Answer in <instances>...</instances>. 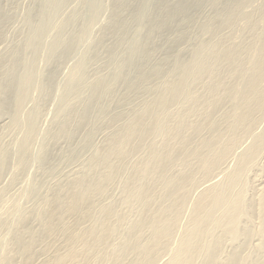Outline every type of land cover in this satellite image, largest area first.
<instances>
[{"label":"bare ground","instance_id":"1","mask_svg":"<svg viewBox=\"0 0 264 264\" xmlns=\"http://www.w3.org/2000/svg\"><path fill=\"white\" fill-rule=\"evenodd\" d=\"M3 1L10 0H0L1 41L2 29L11 18L5 13L4 9L6 8L2 7ZM34 1V7L25 10V16L24 14L22 16L25 29L23 39L17 45L13 43L15 46L12 49L10 47L9 51L6 50L7 54L0 60V120L7 118L9 123L6 128L19 133H16L18 138L14 140L13 137L12 144L10 141V144L8 143L6 146L3 145L4 143L1 144L4 147L0 148V179L2 181V176L8 172V175L10 174V181L7 178L8 183L12 185L14 177H17L18 174L23 175L29 169L35 170L34 172L37 173L36 178L32 179L33 173L31 172V180L28 177L23 178V183L27 182L26 188L23 190L22 186L20 187L23 191L20 195H15L16 199L12 195L10 199L14 200H10L9 206L3 203L7 206L5 208L0 204V264H32L35 254L38 253L35 252L36 246L40 245L41 247L42 245V251L45 253L49 245L48 241L52 240L51 242H53L58 236L64 238V242L62 241L63 244H61L64 251L60 252L62 254L51 255L55 264H60L58 262L69 258L66 255L72 251L77 255V249H73V246L77 245L76 241L83 240L81 242L85 248L88 239H95L93 237L96 236V232L98 236L100 233L99 243L103 239L101 245L104 248L105 246L109 247L105 245L106 239L111 238L110 235L114 234L112 232L116 231L117 225L124 224V214L121 215L123 217L120 216L121 213L116 214L115 206L117 205L110 202L107 189L109 186H114L121 175L128 173L125 171L129 165L127 162L129 163L131 157L135 155L137 158L138 155H142L139 156L142 159L121 187L124 201L128 197V193L140 196L136 201L139 217L131 227H128V231L125 228L129 235L126 238L129 239L127 244L134 243L131 244L133 246L130 252L127 249L131 245L129 248H125V256L132 254L130 264H140L142 261L146 262L145 264H152L154 262L151 261L158 257L159 252L165 254L166 242L174 238L180 227L179 215H183L182 211L186 207L189 186L192 187V184L195 183L193 182L195 172L188 171V169L197 164L195 161L192 164L191 160L197 159L198 164L204 165L206 163L204 160L207 161L218 144L219 136L217 135L219 134H217L214 115H211L210 120L207 118L208 114L206 113L210 107L205 105L208 102L204 95L210 94L209 101L211 98L216 99L217 93L220 91L218 89L226 86L229 89L228 94H225L224 91L223 94L221 91L222 96L219 94L218 98L223 96L224 98H221L222 101H220L221 99L218 101V98L215 101H218L216 102L220 105L218 107H221V104L232 106L238 93V85L239 87L241 84L244 86L242 89L244 94L242 93L240 100L242 103L241 106L239 105L242 113L236 110L240 114L236 113L238 117L235 118L233 112L235 109L233 110V106H230L232 113L228 114L229 117L227 113L225 114L229 121L227 123L234 124L232 131H234L233 133L237 131L238 136L241 135L239 133L245 132L251 126L248 121L252 119L250 122L254 123L252 117L261 112L262 108L264 110V42H261L259 54L257 53L260 59L255 57L258 61L255 66L252 65L254 70L251 68V71L246 68L251 65L249 62L253 56L250 55L253 54L256 42L261 41L260 38L252 39L253 42L249 47L247 46V50L243 49L244 47L242 50L239 46H228L224 51L219 50L221 45L218 46V42L213 44L216 45V50L210 41L207 43L204 40L207 39L205 37H210L215 41L217 38V41L220 42L222 37H219V31L223 28L229 31L238 28L236 25L240 24V20L246 24L242 26L243 29H239L241 31L248 29L250 33L259 26V23L262 24L260 21H264L261 20L264 18V1L261 2L262 5L260 3L261 7L253 12L259 18L257 23H255L257 20H253L249 14V16L246 15L247 13L244 14L247 7L251 8L252 4L255 5V0ZM72 1L73 4H76L75 6L72 4L75 9L65 16L64 10L68 9L67 5ZM104 18L106 22H102L105 24L101 28L98 27L100 30L96 36H93V28L98 26ZM10 21L9 23H11ZM245 32L247 35L248 32ZM263 35L261 36L264 37ZM244 51L248 55L243 59L241 54ZM67 61H70L71 67ZM66 62L70 67L68 73L64 72V67H62ZM60 69L66 74L64 77L62 75V79H60ZM244 71H251V73L246 75ZM242 72L245 76L241 75ZM209 77L215 79L212 81L213 83L202 86L203 93L190 99L188 97L189 89L196 86L194 84L201 85L202 79ZM191 96L193 95L191 94ZM192 99L193 101L186 110L187 115L184 116L180 113L181 110L180 112L177 110L176 115L172 117L171 109H178L177 106L183 102L189 103L188 100ZM212 101L215 102L213 99ZM48 102L54 105L51 104L50 107H55L54 115L52 120L49 117L51 121L48 128L42 125L45 126V129L42 127V131L41 129L39 131L37 122L40 119L43 106ZM213 103V108L214 106L217 108V105H213ZM28 104L32 105L31 108L28 106L29 110L26 109ZM179 109L183 110V107H179ZM195 109L200 112L202 109L206 112L203 111L201 115ZM46 110L49 109L46 108ZM46 110L45 113H42L43 115L46 114ZM198 113L205 123L203 125V120H200L199 125H202L199 130L195 128L199 127L196 126L198 122L193 125L188 123L189 120H185L186 126L179 128L183 124L180 117L189 119ZM178 120L181 124H178ZM45 121L47 122V120ZM255 122L257 123V121ZM227 126L229 127V125ZM217 127L219 128V126ZM191 128L197 130L196 135H200L202 129L209 131V136H211L210 132L213 134L214 131L217 135L205 141L198 140L199 142H196L195 139V142L193 140L189 142L185 138V134ZM225 128H223V132L228 129ZM263 129L261 130L263 131ZM232 131L230 132L232 133ZM105 132L103 141L97 144L96 138ZM228 132L226 131L225 134ZM233 133L229 135L235 139L234 136L237 134L233 135ZM5 135L4 137H7ZM194 137L196 136L194 135ZM158 138L162 143L161 153L154 144ZM253 143L256 144V142ZM258 143H260L259 146ZM258 143L255 153L253 152L254 156L256 153L261 154V150L264 148V138L262 142ZM225 146L229 147L228 144ZM259 149L261 150L258 152ZM227 150H224L223 153L228 152ZM186 152L189 153L186 154ZM226 152L224 155H227ZM231 152L229 149L228 154ZM221 154L220 157H223L224 155L221 156ZM217 158L212 161L211 169L221 160L219 156ZM246 158L248 160L251 156L248 154ZM151 162L155 166L153 171L147 174V165L152 166ZM178 163H184V171L173 174L172 170ZM249 164L245 165L243 160V165L248 167ZM72 165L78 166L79 171L74 176L72 175L75 171L68 176L65 173L67 178L63 181L60 167ZM240 165L242 166L241 163ZM172 166L173 168L170 170ZM245 166L244 169L247 168ZM203 167L205 168V165ZM240 169L243 170V166ZM262 170L263 168L260 171ZM209 171H204L206 176L209 175ZM26 174L29 175L28 172ZM239 175L236 173L230 178L229 184H236ZM70 176L72 177L69 178ZM152 176L154 177L152 178ZM26 178L27 181H24ZM53 180L55 181L53 182ZM5 188L1 191H4ZM167 188L170 191L164 199V192L167 191ZM230 188L231 186H229ZM0 193L2 194V192ZM206 193V197L201 195L196 199L197 203L191 213L192 219L189 221L191 225L187 232L186 229L184 230L185 234L182 235L181 232L182 236L173 250V252L176 250L173 260L168 264H264V255L260 254L262 245L254 250V254L251 252L245 253V256L242 254V251H248L249 242L253 237L258 238L260 235L257 236V234L264 233V191L262 194L260 193L257 200L254 199V202L248 204V207L251 208L250 210L247 207L251 214H248L249 216L246 211L242 214L241 202H232V199H229L231 189L227 191L223 187L219 192H216L217 196L211 190ZM1 196L0 198H3ZM132 197L134 198V196ZM19 198H25L22 201L25 200V203L27 200L28 206L23 207L21 200H19L21 202L19 204L17 200ZM105 198L109 200L107 205L103 204ZM133 198L131 199L133 200ZM135 198L134 200H136ZM202 198L204 199L202 200ZM102 199H105L103 203ZM121 200L123 201L122 198ZM159 200L161 203L157 204ZM126 201L124 203L128 205L129 200ZM124 203L120 204L125 206ZM174 203H176L174 208L170 209L171 211L167 210ZM126 208L129 209L128 212L130 209L132 210L130 206H126ZM222 210L224 211L222 212ZM173 214L178 216H172ZM114 219L116 224L109 225L108 222L113 221L114 223ZM242 219L244 222H242L241 232L239 221ZM254 219L259 221L260 228L258 229L257 226L256 232L254 230L250 232L247 225ZM99 221L101 224L99 223L100 226L96 227ZM81 222H87L89 227L87 229L80 227V229ZM221 224L224 225L223 228L226 226L227 228L219 231L218 228L222 229ZM115 226L117 227L115 228ZM94 227L97 228L96 231L93 229ZM135 229L137 232L130 235L131 230L135 231ZM238 229L240 235H237ZM145 230L149 232L146 239L141 237ZM127 234L125 235L127 236ZM228 234L235 237L232 238L233 240L229 238L232 242H237L239 239L241 241L234 249L232 248L233 251L230 255L228 254L224 260H221L222 248L225 245V238L228 239ZM194 241L199 250L203 249V253L193 254V250L196 248H193L190 243ZM124 242H126L125 238L122 244ZM75 243L76 245H74ZM96 243L98 242L96 241ZM88 245L87 249H89ZM144 245H147L146 249H144ZM79 246L78 244L77 247ZM82 247L78 248L79 252ZM84 248L82 255L85 252ZM143 249L146 252H143ZM117 250L119 251V248ZM53 253L55 254V252H51V254ZM49 254L48 252L47 255ZM98 254L100 255V252ZM105 254L107 253L105 252ZM85 255L83 258L87 257ZM125 256L122 258L124 259ZM48 260L51 258L46 259L47 262H49ZM71 261L70 264L73 262Z\"/></svg>","mask_w":264,"mask_h":264},{"label":"rangeland","instance_id":"2","mask_svg":"<svg viewBox=\"0 0 264 264\" xmlns=\"http://www.w3.org/2000/svg\"><path fill=\"white\" fill-rule=\"evenodd\" d=\"M12 1V2H11ZM105 1H107V0H105ZM262 1H264V0H255L254 1V6H253V4H252V7L251 8H249V7H247L246 9L247 10H244L245 12H244V14L245 13H247L246 15L247 16H251V17H253L252 19L253 20H257L255 23H257L258 22V20H259V18H258V16L257 15H255L253 12H255L256 10H257V8L259 7H261V5L263 4V3H261ZM258 2V3H257ZM4 3V4H3ZM3 3H2V7H3V9L4 8H6V9H4V11H5V13L6 14H8V16L9 17H11L10 19H9V21L11 22V23H9V21L7 22V26L5 25L4 27H3V29H2V41H1V39H0V60L7 54V52H6V50L7 51H9V50H11L12 48H13V46H15V45H17L22 39H23V35H24V22H23V20H24V17L22 18V16H23V14H24V16H25V10L27 11L29 8H31V7H34V3H35V1L34 0H17V1H15V0H10V1H8V2H4L3 1ZM22 3V4H21ZM74 3H75V1H74ZM260 3H261V5H260ZM73 1H72V3H70V4H68L67 5V7L66 8H68V9H66V10H64L65 11V16H67L68 14H70L74 9H75V5L76 4H73ZM5 6V7H4ZM251 6V5H250ZM256 6V7H255ZM12 9H11V8ZM73 7V8H72ZM9 8V9H8ZM24 10V11H23ZM11 11V12H10ZM64 11H63V14H64ZM249 12V13H248ZM11 14H12V16H11ZM249 14V15H248ZM255 17V18H254ZM106 18V17H105ZM104 18V20L102 19L101 20V23H99L98 24V26H97V28H96V26L93 28V36L95 35L96 36V34L98 33V31L100 30L99 28H101L104 24H105V22H106V19ZM261 20H264V18L263 19H261ZM102 21H105V22H102ZM239 22V21H238ZM244 22V21H243ZM243 22L240 20V24H238L237 23V25L236 26H238V28L236 29H232L233 30V32H232V30H226V29H222L221 31H219V37L221 38V40H220V42L219 41H217L218 39L216 38V41H215V39H212V38H208V37H205V38H207V39H204L207 43H208V41H210V44H215V42H218L217 44H219L218 46H220L219 47V50L220 51H224V50H226L227 48H228V46L229 47H231V46H239V48H243V49H248V47L250 46V43L252 44V42H253V40L254 39H259V40H261V41H257L256 42V45H255V48H253V54L252 55H250V56H253L252 58H250V59H252V60H250V62H249V64L251 63V65H249L248 66V68H246L247 70H251V68L254 70V66H255V63H257V61L260 59V57L258 56V54H259V49H260V45H261V42L263 41L264 42V37H262L261 35H263V32H264V21H260L262 24L260 25V23H259V26L257 27V28H255V29H253L250 33L248 32V29L246 30V29H244V30H240V29H243L244 27H242L243 25L245 26V22H244V24H243ZM263 26V27H262ZM99 27V28H98ZM262 27V28H261ZM240 28V29H239ZM246 28V27H245ZM20 29V30H19ZM23 29V30H22ZM94 29H95V31H94ZM261 29V30H260ZM263 29V30H262ZM239 31V32H238ZM241 31V32H240ZM245 31H247L248 33H247V35L245 34L246 32ZM259 31V32H258ZM262 31V32H261ZM253 32V33H252ZM261 32V33H260ZM222 33V34H221ZM224 33V34H223ZM231 33V34H230ZM241 33H243V34H241ZM8 34V35H7ZM254 34V35H253ZM258 34H259V36H258ZM261 34V35H260ZM246 35V36H245ZM252 37H251V36ZM257 35V36H256ZM231 37V38H229V37ZM256 38H255V37ZM261 36V37H260ZM264 36V35H263ZM4 37V38H3ZM251 37V38H250ZM1 38V37H0ZM219 38V39H220ZM243 39L242 41H241V39ZM249 38V39H248ZM263 38V39H262ZM235 39V40H234ZM240 39V40H239ZM248 39V40H247ZM251 39V40H250ZM253 39V40H252ZM230 40V41H229ZM238 40H239V42H238ZM213 41V42H212ZM212 42V43H211ZM242 42V43H241ZM262 42V43H263ZM4 43V44H3ZM13 43H15V45L13 44ZM221 43V44H220ZM254 44H255V41H254ZM225 45V46H224ZM213 46H215V48H216V50H217V47H216V45H213ZM248 46V47H247ZM6 47V48H5ZM10 47H11V49H10ZM257 47V48H256ZM5 48V49H4ZM242 49V50H243ZM4 50V51H3ZM4 52V53H3ZM3 53V54H2ZM255 53V54H254ZM258 53V54H257ZM251 54V53H250ZM248 55V53L246 52V51H244L243 52V54H241V57L244 59V56H247ZM257 56V59L255 58ZM254 60H256V61H254ZM253 61V62H252ZM68 62V61H67ZM66 62V64L64 63V65H62V67H64L63 68V71L64 72H67L68 73V71H69V68L72 66L71 64H70V61L68 62L69 63V65H70V67H69V65H67L68 63ZM72 63V62H71ZM252 65H254L253 67H252ZM42 66H43V64H42ZM41 66V67H42ZM67 66H68V68H67ZM62 69V68H61ZM60 69V70H61ZM244 69V68H243ZM252 71V70H251ZM251 71H249L250 73H251ZM245 72V74L246 75H248V74H250L249 72H247V71H244ZM244 72H242L241 73V75L242 76H245V74H243ZM247 72V73H246ZM253 73V72H252ZM240 74V73H239ZM60 79H62L63 77H64V75H66V74H64L63 72H62V70L60 71ZM62 75H63V77H62ZM248 77V76H247ZM209 79V80H208ZM208 79H202L203 81H199L200 82V84L201 85H199L198 83L197 84H194V85H196V86H193V88H190L189 90H190V93H189V98L191 99V97H193V98H195L196 96H200L203 92V87L202 86H204V85H206V84H209V85H211L210 83H213L212 81H214L215 79H212L211 77H209ZM198 85V86H197ZM195 87V88H194ZM221 87H223V86H221ZM220 87V88H221ZM243 87L244 86H242V84L240 85V87H239V85H238V87H237V89H238V93H237V95H236V99H235V103H234V105H232L233 106V112L235 113V115H234V117L236 118V117H238V115L236 114V113H238V114H240V113H242V109H241V103H242V101H240L241 100V98H242V95L244 94V90H242L243 89ZM225 89V90H224ZM195 90H197V91H195ZM218 90H220V91H218V97L221 95L222 96V92L224 91L225 92V94L227 93V92H229V89H227V87L226 86H224V88H221V89H218ZM222 91V92H221ZM242 91V92H241ZM192 92V93H191ZM194 92V93H193ZM200 92V93H199ZM224 92H223V94H224ZM243 93V94H242ZM191 94L193 95V96H191ZM220 94V95H219ZM228 94V93H227ZM195 96V97H194ZM208 96H210V94L209 93H206L205 95H204V98H205V100H207V104H205V105H209L208 107H210L208 110H207V112L208 113H206V114H208V115H206V116H208L207 118H209V120H210V117H211V115H214L213 117H214V122L216 123V129L218 130L217 131V134H219V135H217V134H215L214 132H213V134H211V132H210V135L211 136H209V131H207V130H205V129H202V132H200L199 134L200 135H196V131L197 130H199L200 129V127H201V125H199V123L203 120V118H200L201 117V115L203 114V111L204 110H202L201 109V111L202 112H200V111H197L196 109V111L197 112H199L198 114H195L194 116H191L189 119H186L185 117H183V118H181L180 117V119H181V121L183 120V122H181V123H183V124H181L180 123V120H178V124H181V126L179 127L180 129L181 128H183L184 126H186V122H185V120L187 121V120H189L188 121V123H190V124H193V125H195L197 122H198V124H196V126H199V127H195L197 130L195 131V128H191V130L189 129V131L188 132H186V134H185V138L190 142H192V140H193V142H195V139H196V142H199V141H205L206 139H208V138H211V137H213V136H215V135H217V136H219L218 137V140H217V145L215 146L216 148L212 151V153L209 155V157H208V159H209V161H208V159H207V161L206 160H204L206 163H204V161H202L203 163H204V165H205V168L203 167L204 165L203 164H198L199 163V161L196 159H193V160H191V162H193L192 164H194L195 162V164H197V165H200L199 167L196 165L195 167H193V168H189L188 169V171H193V172H195L194 173V181L193 182H195V183H193L192 184V187H190L189 186V194L186 196V197H188V198H186L187 199V204H186V207H185V209L182 211L183 213V215L182 216H180L179 215V218H180V221L178 222V223H180V229L178 228V231H176V233H175V235H174V238L173 239H171L170 241H168V242H166V245L165 246H167V249H166V251H165V254L162 252H159V254H158V260H157V258L156 259H154L153 261H151V262H154V263H152V264H168L170 261H172L173 260V254H174V252L176 251H174L173 252V250H174V248L178 245L177 243L179 242V240H180V238H181V236L183 235V233L185 232L184 230L186 229V232H187V230L189 229V227H190V225H191V223L189 222L191 219H192V211H193V207H194V205L197 203L196 202V199L198 198V197H201V195L202 196H205L206 197V192H208L209 190H211L213 193H215V195L217 194L216 192H219L220 191V189H222L223 187H225V190H227V191H230V189H231V194H230V198L229 199H232V202L233 201H237V202H241L240 203V207H241V212H242V214H244V212L246 211L247 212V215L249 214V215H251L250 214V210H251V208L250 207H248V204L250 203H252V202H254L255 200H257L258 199V197L262 194V192L264 191V167H262V166H264V152H263V150H264V148H262V150L261 149H259L258 150V152L261 150V154L259 153H256V155L258 156H254V153H255V148H257V143L258 142H262V140H263V138H264V116H262V115H264V113H263V108H262V111L261 112H259L258 114H255L254 115V117H252L253 118V120H254V123H252V122H250L251 120H249L248 122V124H250L251 126H249V128H247V130H248V132H247V130H245V132H243V133H239V135L240 136H238V132L237 131H235V133H233L234 131H232V127H234V124L232 123L231 125L230 124H228L229 123V121L227 120V118L229 117V115L232 113V111H231V105L229 104V105H227V104H221V107H218V106H220V105H218V104H216V102H218L219 101V99H223L224 98V96L223 97H221V98H218V101H215L216 99H214V98H211L210 99V101L208 100ZM254 97V96H253ZM212 99L215 101L214 103H213V101H212ZM222 99L220 100V101H222ZM189 101V103L188 102H183L181 105H182V107H183V110L182 109H179V107L180 108H182L181 107V105L180 106H177L178 107V109H175V108H173V110H174V112H173V110L171 109V115H172V117H174V115H176V111L178 110V112H180V110H181V114L183 115L184 114V116H185V114L187 113L186 112V110H188V106L190 105V103L193 101V99L190 101V100H188ZM227 102V101H226ZM210 103V104H209ZM212 103H213V105H217V108H216V106H214V108H213V106H212ZM238 103V104H237ZM47 105H44V106H46V107H44L43 106V108H42V111H41V116L39 117L40 119H38V122H37V127L39 128V131H40V129H41V131H42V125H45L44 127L45 128H48V124H49V122L52 120V117H53V115H54V111L55 110H53L55 107H50V106H52L53 104L52 103H46ZM52 104V105H51ZM186 104V105H185ZM240 105V106H239ZM30 107L31 108V104H28V105H26V107ZM54 106V105H53ZM227 106V107H226ZM231 106V107H230ZM236 106H237V108H236ZM29 107L28 108H26L27 110H29ZM226 107V108H225ZM239 107V108H238ZM46 108H48L49 110H46ZM50 108H51V111H50ZM184 108H185V110H184ZM201 108V107H200ZM216 108V109H215ZM219 108H220V110H219ZM231 108V109H230ZM46 110V114H42V113H45V110ZM216 110V113L218 114H216V113H214L215 112V110ZM26 110V111H27ZM53 110V111H52ZM236 110L237 111H239V112H236ZM51 113H49V112ZM195 111V112H196ZM211 111H213V112H211ZM217 111H219V112H217ZM228 111V112H227ZM48 112V113H47ZM173 112V113H172ZM193 112V111H192ZM195 112H193V113H195ZM196 112V113H197ZM204 112H206V111H204ZM231 112V113H230ZM53 113V114H52ZM209 113H211V114H209ZM212 113H214V114H212ZM227 113V116L225 115ZM48 114V115H47ZM229 114V115H228ZM261 114V115H260ZM187 115V114H186ZM43 116V117H42ZM199 116V117H198ZM225 116V118H223V117ZM49 117H51V120H50V118ZM193 117V118H192ZM258 117V118H257ZM42 118V119H41ZM196 118V119H195ZM200 118V119H199ZM192 121H191V120ZM224 121H223V120ZM40 120V121H39ZM45 120H47V122L45 121ZM201 120V121H200ZM225 120H227L226 122H225ZM217 121V122H216ZM255 121H257V123L255 122ZM39 122H42V123H39ZM196 122V123H195ZM221 122H225V123H221ZM228 122V123H227ZM8 123H9V120L7 119V118H2L1 120H0V125H1V127H2V129H1V127H0V148L1 147H4V146H6V144L8 145V143H9V141H10V143L11 142H13V137H14V140H15V138H18L17 137V134L16 133H18L17 131H10L9 129H7L6 128V126L8 125ZM44 123H46V124H44ZM166 123V122H165ZM220 123H221V125H220ZM259 123V124H258ZM6 124V125H5ZM39 124V125H38ZM185 124V125H184ZM205 123H204V120H203V125H204ZM217 124H219V125H217ZM166 125H167V123H166ZM169 125V124H168ZM227 125H229V127L226 126ZM233 125V126H232ZM214 126V127H215ZM217 126H219V128L217 127ZM226 128H225V127ZM43 127V128H44ZM171 127H173L172 125H171ZM225 128V129H227V130H224L225 132L226 131H229L228 133H226L225 134V132H223V128ZM257 127V128H256ZM44 128V129H45ZM190 128V127H189ZM230 128V129H229ZM253 128H254V130H253ZM4 129V130H3ZM215 129V130H216ZM240 129V128H239ZM256 129V130H255ZM261 129H263V131L261 130ZM9 132H8V131ZM214 130V129H213ZM253 130V131H252ZM44 131V130H43ZM194 131V132H193ZM221 133H220V132ZM230 131H232V133H233V135H235V134H237V135H235L234 137H236L235 139L233 138V136H231L232 135V133L230 132ZM238 131H240V130H238ZM8 132V133H7ZM15 132V133H14ZM107 132H108V130H107ZM208 132V133H207ZM219 132V133H218ZM247 132V133H246ZM255 132V133H254ZM193 133V134H192ZM202 133V134H201ZM222 133H224V134H222ZM261 134V138H260V134ZM5 134H7V135H5ZM10 134V135H9ZM19 134V133H18ZM105 134H106V132L103 134L102 133V135L100 134V135H98V137L96 138V142H97V144H100V142H102L103 141V136H105ZM198 134V133H197ZM229 134H231V135H229ZM2 135V136H1ZM4 135L5 136H7V137H4ZM16 135V136H15ZM194 135L196 136V137H194ZM251 135V136H250ZM199 136V137H198ZM259 136V137H258ZM232 137V138H231ZM245 137V138H244ZM5 138V139H4ZM98 139V140H97ZM101 139V140H100ZM232 139V140H231ZM238 139H239V141H238ZM240 139H242V141H240ZM177 140V139H176ZM199 140V141H198ZM231 142H229V141ZM234 140V141H233ZM166 142V140L164 141V143ZM177 142V141H176ZM188 142V143H189ZM252 142V143H251ZM253 142H256V144L255 143H253ZM4 143V144H3ZM9 143V144H10ZM1 144H3L4 146H2ZM12 144V143H11ZM154 144H156V147H157V149H158V151L161 153L162 152V143H161V141H160V138H158V139H156V142L154 143ZM190 144V143H189ZM197 144V143H196ZM220 144V145H219ZM228 144V146L229 147H227V146H225V145H227ZM242 144V145H241ZM247 144V145H246ZM251 144V145H250ZM256 146H255V145ZM259 144L260 143H258V146H259ZM185 145H186V143H185ZM224 145V146H223ZM232 145V146H231ZM255 147H254V146ZM168 146V145H167ZM251 146V147H250ZM254 147V149H253V147ZM166 147V146H165ZM164 147V148H165ZM191 148H192V146H190ZM227 147V148H226ZM250 147V148H249ZM262 147V146H261ZM260 147V148H261ZM232 148V149H231ZM226 149H228L227 151L228 152H226V154L227 155H224L225 154V152L223 153V151L224 150H226ZM229 149H230V154H228L229 153ZM252 150V152H250L251 150ZM248 150H250V151H248ZM247 151V152H246ZM198 152V151H197ZM196 152V153H197ZM214 152V153H213ZM221 152H222V154L225 156V158H226V160H225V158H224V156L221 154ZM238 152V153H237ZM243 152V153H242ZM248 152H250V153H248ZM254 152V153H253ZM256 152H257V149H256ZM187 153H189V152H186V154ZM245 153V154H244ZM253 153V154H252ZM220 154H221V156H223V157H220ZM241 154V155H240ZM248 154H249V156H251V158L250 159H248L247 160V156H248ZM195 155V154H194ZM233 155V156H232ZM235 155V156H234ZM262 155V156H261ZM139 156H142V155H138V158H137V155H135V156H133V157H131V160L129 161V163L127 162V164H129L128 165V167H127V169L125 170V171H127L128 173L126 174V175H121L120 177H119V180H118V184L116 183V184H114V186H109L108 187V196H110V202L112 203V202H114L113 204H115V205H117V206H115L116 207V210H117V213L116 214H120V216L121 215H123L124 216V224H122L121 226L120 225H117V226H115V228L117 227V229L119 230H117V229H115L116 231H114V232H112V233H114V234H112V235H110L111 236V238H107L108 240H110L109 242L107 241V239H106V243H105V245H107V246H109V247H106L105 246V248L103 247V245H101L102 244V240H101V243H99L100 242V239H99V236H100V233H99V236H98V234H97V232H96V236H94L93 238H95V239H92V238H90V239H88V241H87V244H89L88 246H89V249H87V244L85 245V248H84V244L82 245V242L81 241H83V240H78V242H80V243H78L77 241H76V243H77V245L79 244L80 246L79 247H82V249L84 248V253H83V255H87V257L85 258H83V255H82V252H83V250L80 248L79 250H80V252L78 251V248L79 247H77V245H76V243L74 244V245H76V246H73V249L74 250H76V252H77V255H76V253L74 252V251H72L70 254H68V255H66V256H68L69 258H67V259H64L63 261H61V262H58V263H60V264H70V261L72 260L73 261V259H75L73 262H72V264H100L101 262H102V264H117L118 262V264H120V263H122V264H130V262L129 261H132L131 260V258H132V254L129 256V254H127L126 256H125V251H126V249L125 248H129L130 247V245L131 244H134V243H129V244H127V242H129V239H126V238H128V234L126 233V231H128V227H131L133 224H134V222H136V220L138 219V213H139V210H138V206H137V204H136V201L138 200V198L140 197H137L136 195H134V193H131L132 194V196H134V198H135V196H136V200H134V198L131 196V194H129L128 193V197L127 198H129V199H125V201L126 202H128V200H129V203H128V205H127V203H124L125 201H124V198H123V195H122V192H123V190H121L122 188V184L124 183V181L127 179V178H129L130 177V175H131V173H132V171H133V169L134 168H136L137 167V165H139V163H140V160L142 159V157L141 158H139ZM205 157L207 156V154L206 155H204ZM219 156V158L221 159V160H219V162L221 161V162H223L222 164H221V162H220V164H221V166H219L220 164H219V162H218V164L215 166V167H213L212 169H211V164H213L212 163V161L214 160V158L215 159H218L217 157ZM228 156V157H227ZM236 156H237V159H236ZM252 156H253V158H252ZM195 157H196V155H195ZM258 158V159H257ZM260 158V159H259ZM242 159V160H241ZM253 161H252V160ZM225 160V161H224ZM234 160V161H233ZM243 160H244V164L246 165V164H249L250 162H252V163H250L249 165H248V167L247 166H245V165H243ZM245 160H246V162H245ZM255 160H256V162H255ZM195 161V162H194ZM190 162V163H191ZM259 164H258V163ZM145 163V162H144ZM149 163H150V161H149ZM182 163V162H181ZM240 163L242 164V166H243V170L242 169H240L242 166L240 165ZM184 164V163H183ZM183 164H180V163H178L175 167H174V169L172 170V173L173 174H176V173H180V172H183L184 171V166H183ZM209 164V165H208ZM253 164H254V166H253ZM261 164V165H260ZM151 165L152 166H150L149 164L147 165V174H149V172L150 171H153L152 169H154L153 167L155 166V164L153 163L152 164V162H151ZM203 165V166H202ZM206 165H207V167H206ZM211 165V166H210ZM225 165V166H224ZM260 165V166H259ZM135 166V167H134ZM174 166V165H173ZM173 166L170 168V170L173 168ZM191 166H194V165H191ZM210 166V167H209ZM239 166H241V167H239ZM244 166L245 167H247V168H245L244 169ZM75 167V168H74ZM77 167L78 166H74V165H72V166H66V167H64V168H62V166L60 167V170H61V176H62V180H63V178H64V180L63 181H65V178H67L66 176H68V175H71V173H73L74 171V174L72 175V176H74L75 175V173H77L79 170L77 169ZM150 167V168H149ZM198 167V168H197ZM203 167V168H202ZM219 167V168H218ZM255 167V168H254ZM259 167V169L261 170L262 168H263V170L262 171H260L259 169H257ZM262 167V168H261ZM62 168V169H61ZM71 168V169H70ZM149 168V169H148ZM217 168V169H216ZM227 168H229V169H227ZM32 169H34V168H32ZM240 169V170H239ZM66 170V171H65ZM70 170V171H69ZM77 170V171H76ZM169 170V171H170ZM210 170V171H209ZM256 170V171H255ZM35 171V170H34ZM33 170L31 171V169H29V170H27V172H28V174L29 175H27L26 173L25 174H23V175H17V177L15 178L14 177V181H12V185H9V181H10V174L8 175V172H6V174L5 175H3L2 176V181H1V179H0V192H2V194L0 193V196L1 197H3V198H0V204L1 205H3V207H7V206H5V205H8L9 206V202H10V200L12 201V200H14V199H10V198H12V195H13V197L15 198H17V196H15V195H20V193H21V191H23L25 188H26V184H27V182H26V184H24L23 183V178H25V177H28V178H30V180H31V177H32V175H33V177H32V179L33 178H36V176H37V173L36 172H34ZM64 171V172H63ZM174 171V172H173ZM204 171H209V175H207L206 176V174H205V172ZM239 171V172H238ZM243 171V172H242ZM30 172V173H29ZM33 174H32V173ZM62 172H63V174H62ZM70 172V173H69ZM223 172V173H222ZM65 173H66V176H65ZM146 173V172H145ZM236 173H237V175H238V173L240 174L239 175V177H238V182L236 183V184H229L230 182H229V180H230V178H232L234 175H236ZM32 174V175H31ZM35 174V175H34ZM144 174V173H143ZM27 175V176H26ZM31 175V176H30ZM7 176V177H6ZM72 176H70L69 178H71ZM22 177V178H21ZM145 177H147L146 175H145ZM154 176H152V178H153ZM205 177V178H204ZM9 179V181H8V179ZM262 178V179H261ZM18 179V180H17ZM21 179V180H20ZM205 179V180H204ZM146 180V179H145ZM24 181H27V178L26 179H24ZM55 180H53V182H54ZM6 182V183H5ZM8 183V184H7ZM14 183V184H13ZM144 183V182H143ZM2 184V185H1ZM53 184V183H52ZM3 185H7L6 186V188H5V186H3ZM9 185V186H8ZM194 185V186H193ZM22 186V187H21ZM228 186V187H227ZM229 186H231V188L229 189ZM19 187V188H18ZM23 188V190L21 189V188ZM136 187V186H135ZM135 187H134V189H135ZM256 187V188H255ZM3 188H5L4 189V191H6L5 193H4V191H1ZM132 188V187H131ZM227 188V189H226ZM254 188V189H253ZM260 188V189H259ZM17 189V190H16ZM21 189V190H20ZM229 189V190H228ZM121 190V191H120ZM258 190V191H257ZM14 191V192H13ZM18 191V192H17ZM170 190H168V188H167V191L166 192H164L165 193V196H164V199L166 198V196H167V193L169 192ZM224 191V190H223ZM12 192V193H11ZM17 192V193H16ZM119 192H120V194H119ZM206 194H205V193ZM3 193H4V196H3ZM203 193V194H202ZM261 193V194H260ZM124 194V193H123ZM256 194H257V196H256ZM214 195V196H215ZM129 196H131V197H129ZM217 196V195H216ZM19 197V196H18ZM257 197V198H256ZM7 200H6V199ZM15 198V199H16ZM121 198L123 199V201L121 200ZM131 198H133V200L131 199ZM23 199H25V198H22V199H17L18 200V203L20 204L21 202L19 201V200H23ZM106 199V198H105ZM105 199H102V203L104 202L103 200H105ZM204 198H202V200H203ZM255 199V200H254ZM9 200V201H8ZM131 200H132V202H131ZM178 200V199H177ZM8 201V202H7ZM25 201V200H24ZM24 201H22V206L23 207H26V206H28V201L26 200V202L24 203ZM122 201V202H121ZM2 202V203H1ZM177 202V201H176ZM231 202V203H232ZM5 205H4V204ZM107 203H109V200L108 199H106L105 200V202L103 203L104 205H107ZM117 203V204H116ZM120 203H124L125 204V206H122ZM133 203H134V205H133ZM158 203H161L160 202V200L157 202V204ZM135 204H136V206H135ZM175 204L176 203H174V204H172L167 210H172V208H174V206H175ZM20 205V206H21ZM21 206V207H22ZM119 206V207H118ZM126 206H130L131 208H132V210L130 209V211L128 212L127 210H129L128 208H126ZM188 206V207H187ZM123 207V208H122ZM136 207V208H135ZM247 207L248 208H250V210L249 209H247ZM122 208V209H121ZM137 210H138V212H137ZM170 210V211H171ZM248 210V211H247ZM174 211H175V209L173 210V213H174ZM224 210H222V212H223ZM126 214V215H125ZM133 214V215H132ZM176 214H173L172 216H175ZM248 215V216H249ZM117 216H119V215H117ZM123 216H121V217H123ZM176 216H178V215H176ZM244 216V215H243ZM213 217V216H212ZM212 217H211V219H212ZM218 217V216H217ZM182 218V219H181ZM244 218V217H243ZM127 219V220H126ZM244 219H242L241 221H239V229L241 230V232H242V222H244L243 221ZM130 221V222H129ZM131 222H132V224H131ZM82 224L79 226V228L81 227V228H83V229H87L88 227H89V224L87 223V222H81ZM101 224V222L99 221L96 225V227H98V226H100V225H98V224ZM123 223V222H122ZM130 223V224H129ZM186 223H188L187 225H186ZM108 224L110 225V224H116V220L114 219V223H113V221H111L110 223L108 222ZM107 224V225H108ZM259 224V221L258 220H251V222L247 225V227H248V229H249V231L250 232H252L253 230L256 232L257 230V226H258V229L260 228V226L258 225ZM129 225V226H128ZM224 225H225V223H224ZM224 225H220V226H222V229L221 228H218L219 229V231L220 230H223V229H226L227 228V226H226V228L224 227L223 228V226ZM35 226V225H34ZM36 226H37V224H36ZM120 226V227H119ZM198 226H200V225H198ZM202 226H203V223H202ZM201 226V227H202ZM36 228V227H35ZM80 228V229H81ZM125 228L127 229L126 231H125ZM136 229H137V227H135ZM184 228V229H183ZM74 229V228H73ZM78 229V228H77ZM93 229H95V231H96V229L97 228H93ZM135 229V231H133V230H131V234L130 235H132V234H134V233H136L137 232V230ZM238 229V234L237 235H240L241 233H240V230ZM134 232V233H133ZM178 232V233H177ZM181 232H182V235H181ZM146 233V234H145ZM148 233V234H147ZM216 233H217V231H216ZM259 233V232H258ZM125 234H127V236L125 235ZM185 234V233H184ZM261 234L262 233H259V234H257V236H259L258 238L255 236V237H253V239H252V241L251 242H249V246H248V251L246 250V252L245 251H242V254L245 256L246 254H248V252L250 253L251 252V254H254V250L255 249H257V248H259V246H261V247H263L262 249H260V254H262V255H264V233L262 234V236H261ZM123 235V236H122ZM148 235H149V232L148 231H146L145 230V232H144V234H143V236L141 235V237L142 238H144V239H146L147 237H148ZM230 234H228V236H227V238L228 239H226L225 238V245H224V248H222V255L223 256H221L222 258H221V260H224L225 258H226V256H228V254L230 255V253H232V251H233V249L236 247V245H238V244H240V239L237 241V242H232V240L235 238H233V236H232V234L229 236ZM114 236V237H113ZM232 236V237H231ZM123 238V239H122ZM124 238H125V241L126 242H124L123 244H122V242H123V240H124ZM179 238V239H178ZM229 238H233L232 240L231 239H229ZM54 239V238H53ZM58 239V240H57ZM63 239V240H62ZM105 239V238H104ZM55 240H56V242H55ZM55 240H53V242H51L50 240V242L48 241V243H49V245H48V247H47V252H45L44 253V251H42V249H43V246L41 245V247H40V245H39V247L38 246H36V248L35 249H37V250H35V252L37 253V254H35V257L33 258V261H34V263H32V264H48L51 260H53V261H51L50 262V264H55V262H54V259L52 258V256L51 255H56L57 253L58 254H62L63 252L62 251H64L62 248V246H61V244H63V242H64V238L62 237V236H58V237H56L55 238ZM90 240V241H89ZM128 240V241H127ZM227 240H229V241H227ZM231 240V241H230ZM259 240H260V242H259ZM63 241V242H62ZM96 241L99 243H96ZM116 241V242H115ZM122 241V242H121ZM59 242V243H58ZM62 242V243H61ZM114 242H115V244H114ZM117 242H118V244H117ZM227 242V243H226ZM257 242V243H256ZM58 243V245L60 246H58V245H56ZM262 243V244H261ZM47 244V243H46ZM128 246H127V245ZM82 245V246H81ZM119 245H121V246H119ZM124 245H125V247H124ZM190 245L191 246H193V248L195 247L196 249L195 250H193V254H198L199 252H201V253H203L204 251H202V250H199L198 248H197V245H196V243H195V241L193 242V243H190ZM254 245V246H253ZM52 246V247H51ZM90 246H91V248H90ZM100 246V247H99ZM112 246V248H110ZM132 246L133 245H131V247L129 248V249H127V251L129 250V252H130V250L132 249ZM145 246V245H144ZM143 246V247H144ZM147 246V245H146ZM146 246L144 247V249H146ZM50 247V248H49ZM54 247V248H53ZM56 247H59L58 249L56 248ZM74 247H76V248H74ZM101 247H103V248H101ZM53 248V249H52ZM96 248V249H95ZM101 248V249H100ZM110 248V249H109ZM113 248H115V249H113ZM119 248V251L117 250V249ZM233 248V249H232ZM53 251H52V250ZM54 249H57V250H61V251H57V250H55L54 251ZM99 249V250H98ZM105 249V250H104ZM125 249V250H124ZM143 249V252H146V250H144ZM39 250H40V252H39ZM96 250V251H95ZM101 250V251H100ZM121 250H124V251H121ZM57 251V252H56ZM104 251V252H103ZM111 251V252H110ZM113 251V252H112ZM164 251V250H163ZM48 252L50 253L49 255H47L48 254ZM51 252H55V254L53 253V254H51ZM60 252H62V253H60ZM78 252H79V254H78ZM89 252V253H88ZM100 252V255L98 254ZM105 252L107 253V254H105ZM110 252V253H109ZM120 252V253H119ZM128 252V253H129ZM81 253V254H80ZM124 253V254H123ZM127 253V252H126ZM246 253V254H245ZM39 254V255H38ZM42 254V255H41ZM44 254V255H43ZM95 254H96V256H95ZM98 254V255H97ZM121 254V255H120ZM85 255V256H86ZM47 256V257H46ZM53 256V257H54ZM71 256V257H70ZM75 256V257H74ZM94 256H95V258H94ZM123 256H125L124 257V259L122 258ZM162 256V257H161ZM48 257H50L51 258V260H48L49 262H47L46 261V259H50V258H48ZM74 257V258H73ZM120 257V258H119ZM129 257V258H128ZM36 258V259H35ZM83 258V259H82ZM90 258H92V259H90ZM105 258H106V260H105ZM113 258V259H112ZM127 258V259H126ZM35 259V260H34ZM77 259V260H76ZM101 260V261H98V260ZM104 259V260H103ZM120 259H122V260H120ZM97 262H96V261ZM124 260V261H123ZM156 260V261H155ZM104 261H108V262H104ZM123 261V262H122ZM100 262V263H99ZM126 262V263H125ZM146 263V262H145ZM145 263H143V261L140 263V264H145ZM151 264V263H150Z\"/></svg>","mask_w":264,"mask_h":264}]
</instances>
